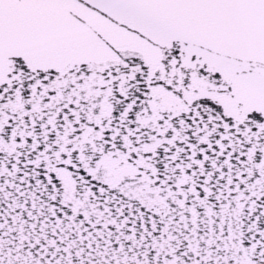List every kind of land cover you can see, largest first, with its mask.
<instances>
[{
	"label": "snow or ice",
	"instance_id": "1",
	"mask_svg": "<svg viewBox=\"0 0 264 264\" xmlns=\"http://www.w3.org/2000/svg\"><path fill=\"white\" fill-rule=\"evenodd\" d=\"M0 264H264V0H0Z\"/></svg>",
	"mask_w": 264,
	"mask_h": 264
}]
</instances>
